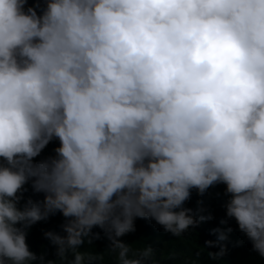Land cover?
Segmentation results:
<instances>
[{
    "label": "clouds",
    "instance_id": "1",
    "mask_svg": "<svg viewBox=\"0 0 264 264\" xmlns=\"http://www.w3.org/2000/svg\"><path fill=\"white\" fill-rule=\"evenodd\" d=\"M43 3L38 13L0 0V264L113 263V253L157 264L154 247L134 250L124 235L159 224L180 237L211 220L184 204L216 184L264 258V0ZM53 139L55 154L36 161ZM29 182L43 199L20 206ZM57 212L65 235L44 232L57 256L45 260L27 230ZM98 239L101 250L84 248Z\"/></svg>",
    "mask_w": 264,
    "mask_h": 264
},
{
    "label": "trees",
    "instance_id": "2",
    "mask_svg": "<svg viewBox=\"0 0 264 264\" xmlns=\"http://www.w3.org/2000/svg\"><path fill=\"white\" fill-rule=\"evenodd\" d=\"M36 8L37 12L44 7L43 0H28V5ZM59 146V141L53 139L47 147L42 151L39 157L35 160L39 161L49 156H53L55 153L54 148ZM26 191L23 192V199L20 201V206L24 202L31 198L33 200H42V193H34L30 182L25 186ZM226 185L216 184L210 187L208 190L211 195L207 201L196 202L189 199L185 202L184 207L191 208L196 216L199 215H211V220H205L200 222L194 229H189L187 232L182 234L180 237L169 236L164 233V228L157 224L152 219H141L136 218L135 221H142L140 224L146 225V229L150 226L147 224H157L158 229H151V233L145 235L141 240L135 238L133 232L131 234L124 235V238L132 245L134 250H139L138 246L150 245L154 247L158 252V255H153L157 261V264H264V258L260 257L257 252L252 248L251 241L242 233L234 218L226 216L225 204L230 198L229 194L225 193ZM199 208L205 209L204 212H198ZM224 221V223H221ZM65 223V218L57 212L54 215L49 216L46 221H39L33 224L27 230L26 243L29 249L36 253L37 256L44 255L45 260H56V247L45 238L43 235L45 231H53L60 235H65L62 231L61 225ZM219 228L225 232L226 239L218 241V233H213V229ZM231 228V232L226 230ZM93 232L100 233V237L103 236V231L99 228H93ZM120 239V238H119ZM205 241H213L216 246L208 247L205 245ZM220 245H223L226 249V253L220 259H212L209 256V252L215 253L219 251ZM103 241L101 239L94 240L92 245L86 244L85 249L90 250L94 253L101 250ZM190 258V262H184L179 260L178 257ZM72 259L71 256L68 257ZM108 261V262H107ZM113 263L118 264L116 256L113 253ZM107 256L103 257V260L96 262V264H113ZM33 264H39V261L33 262ZM144 264H150V259L145 261Z\"/></svg>",
    "mask_w": 264,
    "mask_h": 264
}]
</instances>
